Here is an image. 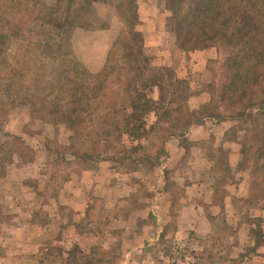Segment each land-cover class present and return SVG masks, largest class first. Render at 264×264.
Returning a JSON list of instances; mask_svg holds the SVG:
<instances>
[{
  "label": "rangeland",
  "instance_id": "374dc122",
  "mask_svg": "<svg viewBox=\"0 0 264 264\" xmlns=\"http://www.w3.org/2000/svg\"><path fill=\"white\" fill-rule=\"evenodd\" d=\"M0 1L6 3L13 13L20 0H11L13 3L9 0ZM153 1L159 10L167 12L160 3ZM63 5L66 14V4L59 0H43L42 20L33 22L30 31L21 32L18 38L8 36L5 44L0 48V57L13 65L19 64L23 57H28L27 54L36 53V59L42 54L44 68L32 91L46 97L52 104L58 103L69 87L67 73L73 57L67 56L68 49L71 51L67 41L69 34L67 27L61 25L59 28H53L52 24L57 19V15L59 17L58 10H61ZM38 9L39 7L35 5L34 14ZM72 9H77V6H73ZM100 9V6H94L97 15L103 13L99 11ZM220 10L222 17L230 21H235L241 16L240 7L233 3L223 1ZM64 13L62 16L60 14L61 20L65 18ZM170 16H162L158 21L164 23L166 32L173 37ZM108 17L107 14L105 19ZM11 23L14 25V20ZM170 45L168 49L172 52L171 58L175 64V67L170 68L175 76L177 75L176 77H184L189 85L186 98L178 102L179 108L173 112L178 119L174 122L176 125L161 134L157 131L153 133L151 137L153 146L136 154L121 151L124 147L128 149L129 144L126 138L118 139L114 130L113 123L120 113L117 106L109 110L98 109L90 112L91 121L88 122L90 124L94 122L93 125L97 126L101 138L100 147L107 153V158L111 159L105 163L111 169L112 176L108 177L109 182H122L123 180H118L122 176L125 183L134 189L123 201L111 205H105L98 196L92 195L87 215L76 224L79 232L87 231L95 234L96 239L91 243L92 246H86L80 251L67 241L54 244L48 239L42 245L47 248V253L42 257L44 261H60L62 264H94L102 261L108 264L121 258L122 250L130 246L128 244L131 242L139 240L140 234H145L152 226H162L164 238L151 248H154L152 256L165 264H264V193L260 189L261 186H255L253 183L251 185L252 179L256 176L250 173L260 141V121L238 120V111L224 114L227 118L235 120L236 126L240 128L239 143L240 145L241 142L243 143V148L241 146V159L233 168L237 170L236 173H232L228 167V160H231L228 152L222 146L218 148L213 146L214 136L196 141L185 138L186 130L183 124L187 120H199L205 110V105L196 109L195 102L205 99L209 102L216 96L217 87L222 79L221 65L224 55L217 47L185 52L178 49L175 43ZM199 53L201 55H198ZM193 54L195 55L192 56ZM155 58L162 62L158 55ZM150 63L152 66H159L158 61L151 60ZM190 106L193 107V111H190ZM109 107L113 106L109 105ZM186 110L191 113H187ZM49 111V119L45 122L30 118L25 108L10 109L2 118L0 146L4 141H9L11 150L15 154L10 157L4 148L0 152V219L4 214L14 215L22 209L15 205L16 199L22 197V183L14 179L20 175V171H15L18 165L28 163L41 167L42 176L38 179V183L35 179H30L27 183L31 187H36L41 199H45L55 196L71 171L79 172L84 167L97 168L101 163V159L97 158L81 163L80 157L72 153H82L84 131L71 134L63 123L67 111H57L54 108ZM148 121L149 124L154 121L152 114L149 115ZM216 131L219 132L218 128ZM169 133L179 138L182 152L180 150L178 157L175 156L177 160H167L166 153L155 159V150L161 145V138ZM12 137H17L18 141L13 142ZM69 141L75 146L68 145ZM197 151L209 154L215 152L217 156L215 166L212 165L208 169L207 161H201L202 157ZM142 154H149L152 159L144 160ZM135 157L143 161L136 163ZM202 164H205L204 168H201ZM164 166L166 168L163 170ZM213 170H217L215 175L212 174ZM244 176L246 179L249 176V188L247 196L240 197L238 193L243 194V190L238 187L237 179ZM196 184H199L200 188L198 186L197 189ZM208 185L213 189L212 204L219 206L218 208L202 202V199L207 200L210 194ZM227 195L229 206L225 208L223 198ZM187 202L198 204L200 206L198 211L201 214L207 216L216 214L217 220L214 221L209 234L198 237L193 235V232L175 233L177 212L180 211L179 213L185 215L183 204ZM38 209L41 210L42 207ZM58 211L65 221L72 218V213L67 212V209H58ZM37 215L39 216L38 212ZM117 217L120 218L119 222H114ZM39 218L37 222L41 225L51 221L43 214H40ZM75 218L78 219L77 216ZM125 227H131L132 230L128 228L125 234L121 233ZM109 229L116 231L115 236L129 234L131 237L111 239L104 233L110 231Z\"/></svg>",
  "mask_w": 264,
  "mask_h": 264
},
{
  "label": "trees",
  "instance_id": "16d2710c",
  "mask_svg": "<svg viewBox=\"0 0 264 264\" xmlns=\"http://www.w3.org/2000/svg\"><path fill=\"white\" fill-rule=\"evenodd\" d=\"M155 1L171 15L170 27L178 49L190 52L217 47L224 55L222 79L216 96L205 104L202 118L187 120L183 124L184 130L205 117L225 120L227 117L224 114L232 111H238V120L260 121V141L250 173L256 176L251 185L261 186L264 193V0ZM223 1L240 7L241 16L237 20L222 17L220 5ZM59 2L67 6L65 20L78 27L94 30L108 26L104 12L103 15L94 12L96 0ZM42 3L43 0H20L12 13L11 8L0 1V48L8 36L18 38L21 32L30 31L33 22L42 20ZM35 5L39 7L36 14L33 11ZM73 6H77V9L73 10ZM116 14L123 27L98 72L89 73L71 57L68 49L67 56L71 57L67 73L69 87L58 103L52 104L46 97L32 91L44 68L42 54L37 59L36 53H31L33 56L27 54L28 57H23L17 65L0 57V126L7 111L14 108H25L30 118L43 122L49 119L51 108L67 111L63 123L71 134L84 131L82 153H72L80 157L81 163L93 158L110 159L100 147L97 126L93 125L94 122H88L91 121V111L109 110L117 106L120 113L112 123L117 138H126L129 144L128 149L124 147L121 150L123 152L138 154L153 146V133L171 130L176 125L174 122L178 121L173 112L179 108L178 102L186 96L189 85L184 79L176 77L170 67L152 66L150 58L143 53V38L136 29V0H124L118 4ZM154 89L157 91L156 99L152 97ZM150 114L155 118L151 124L148 123ZM238 130L240 128L237 126L231 127L225 132V139L238 142ZM171 136L176 135L169 133L161 138V145L155 150V159L165 154L164 143ZM12 138L13 142L18 141L17 137ZM68 145L75 146L70 141ZM241 146L243 148L242 142ZM3 148L10 157L15 154L9 141L3 142L0 152ZM142 155L144 160L152 159L149 154ZM143 159L135 157L134 162L140 163Z\"/></svg>",
  "mask_w": 264,
  "mask_h": 264
},
{
  "label": "crops",
  "instance_id": "0c3cea01",
  "mask_svg": "<svg viewBox=\"0 0 264 264\" xmlns=\"http://www.w3.org/2000/svg\"><path fill=\"white\" fill-rule=\"evenodd\" d=\"M96 1L97 2L93 5L101 7L99 11L104 12V15H101H109V23L108 18L105 19L108 23L106 28L88 30L78 27L74 23L65 20V18L61 20L60 14L62 16V13H64L65 5L61 7V10H58L59 17L57 15V19H55L57 24L55 22L52 23L54 26L53 28H59L61 25L67 27L69 31L67 41L71 46L72 58L84 66L89 73H96L103 67L112 42L123 27L122 22L116 14V6L124 0ZM136 4L138 15L136 29L141 33L143 38V53L149 57L150 60L158 61L157 64L159 66L175 67L173 59L171 58L172 52L168 49V47L170 48L171 46L170 43L174 45V38L170 37V34L166 32L164 23H159L158 21L162 16H170V13L159 10L153 0H136ZM157 55L161 57L162 62L155 58ZM198 55H201V53ZM178 78L184 79V77ZM154 90L152 97L156 99L157 91L156 96H154ZM207 102L208 99L197 101L194 106L196 109H199ZM190 108V111H193V107L190 106ZM236 124L237 122L231 118L218 121L205 117L197 123L190 124L184 137L196 141L214 136L215 142L213 146L215 148L222 146V148L228 152V157L231 158V160H228V167L231 169L232 173H236L237 170L233 168L238 165L241 159L242 148L239 141H229L226 140L224 136L225 132L231 127L236 126ZM216 128H218L219 132L216 131ZM178 139L179 138L171 136L165 141L164 150L167 154V160H177V155L180 154V150L182 152ZM197 152H199L202 157L201 161H207L208 169H210L212 165L215 166V162L217 161L215 152L214 154H209L204 151ZM107 161L108 160H101L97 168L84 167L83 170L79 172L71 171L70 176L61 184L55 196L45 199H41L36 187H31L27 183L30 179H35L38 183V179L42 176L41 167L37 164L28 163L18 165L15 171H20V175L14 179L20 180L22 183H20L22 197L16 199L15 205L22 209L20 212H15L14 215L4 214L0 219V264H62L60 261H44L42 258L44 254L47 253V248L42 245L43 242L48 239H51L54 244L67 241L71 246L75 247L76 250L80 251L84 250L86 246H92L91 243L96 239L95 234L87 231L79 232L76 226V224L87 215L89 202L91 197H93L92 195L98 196L105 205H111L123 201L134 189V187L125 183L124 177L122 176L118 179L123 180L122 182H109L108 177L111 175V169L109 165L105 164ZM204 166L205 164H202L201 168H204ZM165 168L164 166L163 170ZM216 173L217 170L212 171L213 175ZM12 175L13 173L10 177ZM237 181L238 187L243 190V194L238 193L239 196L246 197L249 188V176L247 179L245 176L243 178H238ZM196 185L198 189L199 184ZM203 187H205V184H203ZM207 188L210 189V194L208 199L206 200L203 198L202 202L213 205V189L210 185H208ZM228 197L227 195L223 198V206L225 208L229 206L227 205V202H229ZM183 205V212L185 210V215L179 213L180 211L177 212L174 225L175 233L193 232L192 234L198 237L209 234L214 221L217 220V218H215L216 214L212 213L211 216H207L199 213L198 210L200 206L196 203L187 202ZM201 205L203 204L201 203ZM40 206L44 211L38 209ZM215 207L217 206L213 205V208ZM58 209H67V212L72 213V218L65 221L59 214ZM37 212L39 216L43 214L44 217L47 216L48 220L50 218L51 221H47L43 225L38 224L37 221L40 218ZM75 215L78 219L75 218ZM119 220L120 218L117 217L113 221L119 222ZM122 220L124 219H121V221ZM226 220L228 221V219ZM128 228L132 230L131 227H125L121 233H126L127 230H129ZM109 230L110 231H105L104 233L111 239L131 237L129 234L128 236L120 235L118 237L115 236L116 231L113 229ZM140 235L139 240L134 243L131 242L128 244L130 246L122 250L123 253L121 258L108 264H165L152 256L154 248H151L156 242L164 238L163 227L152 226L145 234ZM174 235L177 236V234ZM64 253L65 252H62V254ZM94 264L105 263L98 261Z\"/></svg>",
  "mask_w": 264,
  "mask_h": 264
}]
</instances>
